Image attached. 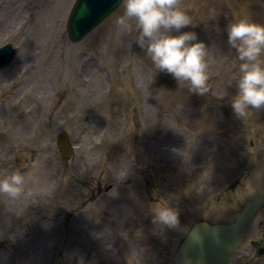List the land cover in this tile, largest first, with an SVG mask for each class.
<instances>
[{
	"label": "rangeland",
	"instance_id": "374dc122",
	"mask_svg": "<svg viewBox=\"0 0 264 264\" xmlns=\"http://www.w3.org/2000/svg\"><path fill=\"white\" fill-rule=\"evenodd\" d=\"M74 2L0 0V45L17 51L0 69V176L26 173L19 195L0 193V264H172L194 222H230L264 190L252 167H264V107L242 118L231 106L239 61L226 29L241 15L264 23V0L197 1L181 31L208 47L204 94L154 69L135 32L116 29L122 8L72 42ZM60 132L75 144L67 162ZM165 200L177 227L153 219Z\"/></svg>",
	"mask_w": 264,
	"mask_h": 264
},
{
	"label": "clouds",
	"instance_id": "9594fccd",
	"mask_svg": "<svg viewBox=\"0 0 264 264\" xmlns=\"http://www.w3.org/2000/svg\"><path fill=\"white\" fill-rule=\"evenodd\" d=\"M122 12L114 19L116 29L135 32V43L150 57L154 69L171 73L190 92L204 94L209 90L208 47L195 31H181L194 24L185 0H120ZM227 41L239 61L236 93L230 103L234 112L245 118L249 106L264 107V23L247 15L235 16L227 24ZM103 46L101 51H106ZM26 173L20 169L0 176V193L17 196L24 190ZM154 212L160 225L177 227L179 210L168 201ZM179 264H207L204 255L187 253Z\"/></svg>",
	"mask_w": 264,
	"mask_h": 264
},
{
	"label": "water",
	"instance_id": "95a60500",
	"mask_svg": "<svg viewBox=\"0 0 264 264\" xmlns=\"http://www.w3.org/2000/svg\"><path fill=\"white\" fill-rule=\"evenodd\" d=\"M120 7V0H77L68 21V32L74 41L81 40L96 25ZM15 51L11 44L0 49V66L9 63ZM64 157L70 156V145L66 135L60 136ZM264 203L259 198L237 216L231 224L210 225L205 221L197 222L180 244L174 264H179L187 251L193 257L204 255L207 264H231V255L243 239L244 232L253 215Z\"/></svg>",
	"mask_w": 264,
	"mask_h": 264
},
{
	"label": "flooded vegetation",
	"instance_id": "af4514ba",
	"mask_svg": "<svg viewBox=\"0 0 264 264\" xmlns=\"http://www.w3.org/2000/svg\"><path fill=\"white\" fill-rule=\"evenodd\" d=\"M198 0H185V3H190L191 7L188 9L190 14L193 13V20H196L198 16ZM200 11L202 10L199 7ZM210 9V7H209ZM198 21V20H197ZM202 23V21H198ZM256 233L254 237L249 241V245H246L244 250L240 249L238 251L239 254H244V259L240 262V264H251L249 261L252 260V264H264V224H258L253 231ZM243 248V247H242ZM248 253H250L248 255ZM248 256V257H247ZM260 256H263L261 260H257ZM142 262V261H141ZM145 264V262H142Z\"/></svg>",
	"mask_w": 264,
	"mask_h": 264
}]
</instances>
